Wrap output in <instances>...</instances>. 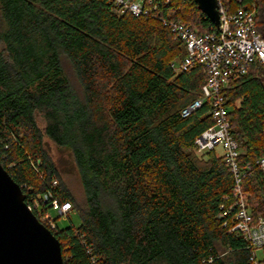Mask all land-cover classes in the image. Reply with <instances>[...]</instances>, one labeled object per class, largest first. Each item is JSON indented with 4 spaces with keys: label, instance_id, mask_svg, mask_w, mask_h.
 <instances>
[{
    "label": "trees",
    "instance_id": "obj_1",
    "mask_svg": "<svg viewBox=\"0 0 264 264\" xmlns=\"http://www.w3.org/2000/svg\"><path fill=\"white\" fill-rule=\"evenodd\" d=\"M224 2L253 9L264 34V0ZM143 4L135 16L111 0H0V164L25 204L48 190L71 204L79 224L50 230L63 264H253L221 217L235 188L223 155L194 152L210 107L180 115L200 96L205 66L173 69L185 47L164 22L215 27L191 0ZM225 99L241 192L264 217V68L232 79ZM45 141L68 153L81 200Z\"/></svg>",
    "mask_w": 264,
    "mask_h": 264
},
{
    "label": "built area",
    "instance_id": "obj_2",
    "mask_svg": "<svg viewBox=\"0 0 264 264\" xmlns=\"http://www.w3.org/2000/svg\"><path fill=\"white\" fill-rule=\"evenodd\" d=\"M111 1L122 12L127 11L135 16L146 10L143 0ZM169 2L170 0H166V3ZM216 4L220 25L215 31L198 33L180 21L164 22L185 47V56L172 64L173 69L177 72L186 71L199 63L205 66L207 75L200 96L186 105L180 115L187 118L208 103L213 125L195 139L194 152L200 156L217 147L221 148L224 161L235 179L232 202L221 214V217L226 218L224 226H228L231 232L243 235L251 250L250 260L253 264H263L264 217H252L241 192L242 172L238 164L240 150L231 134L225 95L231 80L246 74L253 63L264 68V34L256 30L253 9L238 7L230 11L224 0H216ZM256 164L264 173V159L257 160ZM56 186L57 182L53 181L52 187ZM40 202L48 205L47 210H43ZM26 206L49 231L56 227L55 220L49 215L50 209L56 211L59 216H67L72 210L70 203L55 199L50 190L32 199ZM257 252H261V258L257 256Z\"/></svg>",
    "mask_w": 264,
    "mask_h": 264
},
{
    "label": "water",
    "instance_id": "obj_3",
    "mask_svg": "<svg viewBox=\"0 0 264 264\" xmlns=\"http://www.w3.org/2000/svg\"><path fill=\"white\" fill-rule=\"evenodd\" d=\"M215 28L216 0H191ZM0 264H63L54 235L27 208L20 187L0 164Z\"/></svg>",
    "mask_w": 264,
    "mask_h": 264
},
{
    "label": "rangeland",
    "instance_id": "obj_4",
    "mask_svg": "<svg viewBox=\"0 0 264 264\" xmlns=\"http://www.w3.org/2000/svg\"><path fill=\"white\" fill-rule=\"evenodd\" d=\"M65 71L71 81V83L77 87L76 80L70 71L69 66L64 65ZM39 126H42L41 121H39ZM46 142V148L48 149L52 159L58 165L59 169L66 171V174L63 176L65 183L67 184L69 190L75 196L77 200H81L82 190L79 183L78 176L73 168L70 157L67 152L57 149L52 143ZM217 155L222 154L220 147L215 149ZM49 215L52 220H55V224L58 228H64L66 226L72 225L77 226L79 224V218L76 213H70L69 216H59L56 211L52 209L49 210ZM257 256L261 258V252H257Z\"/></svg>",
    "mask_w": 264,
    "mask_h": 264
}]
</instances>
